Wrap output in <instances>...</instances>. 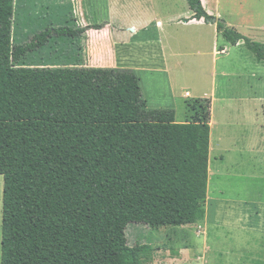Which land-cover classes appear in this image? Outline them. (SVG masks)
<instances>
[{"label": "trees", "instance_id": "trees-1", "mask_svg": "<svg viewBox=\"0 0 264 264\" xmlns=\"http://www.w3.org/2000/svg\"><path fill=\"white\" fill-rule=\"evenodd\" d=\"M186 1L193 13L184 21L214 23L229 43L242 41L264 60V43L209 14L201 0ZM15 8L16 0H0V264L148 263L151 247L127 241L129 222L205 218L209 105L198 98L192 120L176 121L174 109L147 106L133 75L109 70L100 79L107 69L77 68L72 12L67 24L16 42ZM56 41L67 46L54 50L65 54L61 61L30 57Z\"/></svg>", "mask_w": 264, "mask_h": 264}, {"label": "rangeland", "instance_id": "rangeland-1", "mask_svg": "<svg viewBox=\"0 0 264 264\" xmlns=\"http://www.w3.org/2000/svg\"><path fill=\"white\" fill-rule=\"evenodd\" d=\"M140 3L134 5L139 8ZM128 4L129 1L124 6ZM203 6L209 14L224 19L243 35L264 43V0H205ZM164 9L167 17L179 19L191 12L186 0H166ZM70 12L69 0H16V42L25 43L40 30L67 24ZM152 14V11L143 13L144 23L133 19V23L119 27L132 33L133 38L128 40L132 44L161 46L164 42L166 52L162 56L173 61L170 73L161 74L158 79H151L152 73L140 72L137 76L143 80L138 83L140 93L148 98L150 106L152 98L161 102L163 106L159 108L169 107L167 101H177L175 120L180 122L192 120L194 105L202 103L208 108V104L210 119L212 108L209 146L213 156L210 169L208 164L207 193L213 196V201L210 207L205 202V214L210 215V221L220 232L209 236L205 218L183 226L154 227L129 222L127 241L130 245L139 242L151 247V260L146 264H250L253 258L264 259V60H258L243 43L232 46L221 35L216 40L214 24L198 26L185 23L182 18L167 19L157 26ZM56 44L51 49H36L30 57L33 61H61L65 54L54 50L64 48L57 41ZM226 45L228 54L220 50ZM172 48L175 54L170 56ZM227 63L230 69L240 63L248 71L256 67L258 71L253 74L257 76H222L220 71ZM54 67L75 68L31 66L28 69L36 73ZM217 69L219 73L212 79ZM108 71L100 72V79H105ZM112 78L116 79V75ZM185 90L191 95L185 96ZM210 98H213L212 106ZM3 186L4 178L0 174V259Z\"/></svg>", "mask_w": 264, "mask_h": 264}, {"label": "crops", "instance_id": "crops-1", "mask_svg": "<svg viewBox=\"0 0 264 264\" xmlns=\"http://www.w3.org/2000/svg\"><path fill=\"white\" fill-rule=\"evenodd\" d=\"M70 1V11L73 13L75 18V26L77 28V40H78V58L79 64L78 67L83 69H92V68H101L107 70H113L115 72H121L125 74L133 75L137 82L143 81L139 76L140 72L144 73H152L153 76L151 79L155 80L160 77L161 74L170 73L171 67H173V61L170 59L166 60L165 56H162V53L166 52V47L163 44L155 45V46H147L143 44H132V41H128L133 38L132 33H126V31L119 27V25L127 26L133 23V19H136L139 23H144L145 18L144 14H147L149 11H152V19L153 22L160 26L165 23L167 19H179L175 16L167 17L165 13V2L166 0H69ZM129 1L127 6H124V3ZM140 6L137 8L134 4L139 2ZM202 4L205 5V0H201ZM118 3H121L122 6H119ZM129 12L128 14L125 13ZM70 12V13H71ZM139 13L141 15H139ZM192 10L186 17H181L182 20L185 18H189L192 15ZM170 15V13L168 14ZM17 22V21H16ZM185 23H193L198 26H205L206 24H214V23H206L203 18L196 19L190 18L185 21ZM215 25V24H214ZM216 26V25H215ZM16 27V26H15ZM14 27L13 35H16V28ZM134 29L133 25L130 26ZM84 28V30H81ZM143 26L141 29H144ZM130 29V28H129ZM164 34V31L161 32V35ZM158 36H160V31H158ZM220 34L216 30L215 39L218 40ZM222 36V35H221ZM202 40L201 38H198ZM189 40V39H188ZM194 40V38H193ZM228 44H231L227 41ZM242 41H239L237 44L232 46H241ZM199 44V43H198ZM197 44V45H198ZM244 44V43H243ZM62 46V44L60 45ZM63 47V46H62ZM67 46H64V49ZM40 50V49H38ZM221 52L228 54L229 46L226 45L222 49ZM170 56L175 54V49L172 48L169 50ZM30 60V59H29ZM31 61V60H30ZM35 63H45L40 62L39 59L35 60ZM34 63V62H33ZM51 63V62H48ZM70 66V65H69ZM73 67V66H72ZM258 68H250L248 71L247 67H243L240 64L237 66H232V69L229 68L228 63L222 66V71L220 74L222 76H230V75H246L250 74L253 78L257 76ZM219 73L218 69L214 71L213 78ZM185 96H190L191 93L188 90L184 92ZM146 100L147 106L149 108H153L152 106L159 108L161 105L158 100L152 98L151 106L148 98L143 96ZM176 98V97H175ZM208 98V97H207ZM211 106L213 98H210ZM170 103V106L167 108L175 109V105L178 104L174 100L167 101ZM174 103V107H172ZM177 107V106H176ZM163 108V107H162ZM210 125V140L212 135V108H211V119L209 120ZM209 140V141H210ZM218 151V150H216ZM214 151V152H216ZM213 152L210 151L209 146V169L212 165ZM216 160V156H214ZM223 160V159H222ZM210 177V175H209ZM210 183V180H209ZM213 196L208 192L206 196V207H210L212 205ZM206 219V230L209 236L211 234H215L214 232H220L218 228H216L214 223H212L210 215L207 217V212L205 214ZM212 226L211 230L210 227ZM214 227L218 229L214 230ZM244 263H246L244 261ZM250 264H264V259L257 258L256 260L253 258Z\"/></svg>", "mask_w": 264, "mask_h": 264}]
</instances>
